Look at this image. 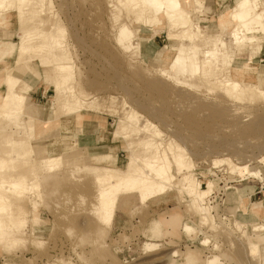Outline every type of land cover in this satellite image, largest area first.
<instances>
[{"label":"rangeland","instance_id":"rangeland-1","mask_svg":"<svg viewBox=\"0 0 264 264\" xmlns=\"http://www.w3.org/2000/svg\"><path fill=\"white\" fill-rule=\"evenodd\" d=\"M50 1L53 22L66 30L62 49L67 50L58 52L67 51L62 55L66 58L55 61L46 53L35 54L32 61L25 57L27 67L18 73H14L22 36L18 13L3 8L9 13L6 24L0 26V104L8 83L15 85L20 77L17 91L27 103L57 108L38 118L37 137L54 130L61 133L33 148L25 118L0 122V148L11 150L6 142L12 139L22 143L20 150H28L12 164L11 174H25L30 184H37L28 195L30 200L19 202L15 221L0 231L1 238L20 241L8 252L0 247V264H189L195 258L196 264H205L215 256L223 264H264V242L258 243L261 255L255 257L248 244L249 237L256 240L262 232L257 228L264 227V162L258 158L264 157V129L255 125L264 119V99L250 102L248 97H226L223 87L204 83L200 74L174 80L170 63L183 41L169 38L179 30L172 31L164 19L159 26L139 23L117 0ZM182 1L188 10L194 8L193 0ZM200 1L205 2L202 13L192 15L203 33L194 42L198 58L203 61L201 53L215 49L217 42L233 63L216 73L242 86L262 82L258 76L264 67V43L257 51L252 45H235L231 36L235 22L229 14L238 0ZM122 26L132 34V51L125 52L117 44ZM58 62H71V73H66L71 82L64 83L60 92L55 89L53 65ZM70 98L81 99L83 106L79 103L78 112L66 116L63 105ZM126 110L137 115L138 131L131 135L120 131L115 136L124 115L129 114ZM63 140L75 141L70 153L61 145ZM176 147L186 152L185 161L183 168L172 169L175 178L167 184L170 192L146 203L139 202V191L119 193L109 222L101 224L96 219L94 205L103 169L125 171L133 153L136 168L148 173L147 162L156 154L168 152L171 157ZM46 162L54 164L52 170ZM229 163L243 170L236 171ZM186 176L197 179L204 189L214 182L208 204L213 230L201 224L193 209L185 191ZM175 216V225L166 224ZM186 225L191 228L189 233ZM174 251L177 257L170 258Z\"/></svg>","mask_w":264,"mask_h":264},{"label":"bare ground","instance_id":"bare-ground-1","mask_svg":"<svg viewBox=\"0 0 264 264\" xmlns=\"http://www.w3.org/2000/svg\"><path fill=\"white\" fill-rule=\"evenodd\" d=\"M117 1L121 3L122 4L121 6H123L124 9L127 10L129 13H134L136 21L139 23L144 22L146 25L149 26H159L162 24L164 19L167 21L169 28L172 31L179 30L177 31V34L171 32L168 35L169 38L172 40L175 38H180L183 41L180 47L178 49H175L177 51V54L175 55L174 60L170 63L169 72H173V74L170 73V75H173L172 78L174 80L180 76H182V78L183 77L194 78L198 74H200V76L198 75L199 79L204 83L211 84L212 82H214V85L216 86L220 85L221 87H223L224 95L226 97L235 100H241V99L244 100L243 98L248 97L250 102L251 100L252 101H256L257 99L259 100V98L264 99V67L258 76V78H260L262 82L256 85L246 84L242 86L237 81H233V82L231 81L232 83H230L228 80L226 81L224 75L218 74L219 71L217 70L220 67L230 68L232 66L233 59L229 54L225 55V52L217 47L218 46L217 42L214 45L215 49H208L204 53L203 52L201 53L203 54L204 57L203 61H201L198 58L199 49L194 46V42L203 38V33L200 32L201 30L200 27L194 24L192 15L193 14L200 15V13H202L204 9L203 6L205 2H202L200 0H193L194 8L192 10H188L184 6V2L182 0H117ZM52 6H53L52 1L50 0H0V26H4L7 22V17L5 16L9 12L3 11V8L7 7L8 11L9 10L16 11L18 13V19H19L18 21L22 33V36L20 37L19 43L17 45V53L19 54V56L17 57L14 73H18L22 69L23 70L26 69L27 67L26 59L28 58L25 57H29L28 60L32 61L37 56L35 54L38 53H46L48 55L50 54L51 56L50 58L54 60L55 59L60 60L59 58L63 60L66 58L65 57L62 59L64 55H67L68 53L67 51L66 54H62L63 56L58 53V52L63 53L65 50H67V49L64 50L62 49L64 45L63 44L64 42H62L64 40L62 36L66 30L61 25H58L56 22L55 23L53 22L54 16L51 15L53 14ZM229 18L233 22H235V25L231 31L232 32L231 36L234 39V44L237 46H241L245 44L252 45L254 48H256L257 51H260L262 47L261 45L262 43H264V0H238L235 9L232 10V12L229 14ZM195 30H197V33L199 34L195 33ZM116 41L117 44L120 45L125 52L134 50L132 34L125 26H122L120 28L116 36ZM184 42H188V43H184ZM65 47L67 46L65 45ZM61 50H63V52ZM70 60H72L71 57ZM67 61H69V59ZM222 61L225 62L224 66L220 65ZM53 65H55L54 67L55 84H56L55 89L60 92L63 85L67 83L69 84L71 82V81L67 82L68 80H70L71 77L69 78L70 75L69 76L66 75V73H68L69 70L71 73V69L69 65L67 66L66 64H62V62L61 63L58 62ZM216 71L218 73H216ZM162 72L164 73V75L165 73L167 74L166 71H162ZM73 78L74 77H72V79ZM11 82L10 84L8 83V86L5 89V93L1 98L0 122H3V120L17 121L21 118H25L27 121L30 137L33 140L32 142L33 148H35L37 143L39 142L41 143V141L49 140L53 137L59 136L61 131H59L58 129H57L58 131L54 130V132H52L51 134L47 133L40 137H37L36 134L38 128L37 122L41 121L38 118H42V116H44L48 112V110L56 111L57 110L56 106L53 107L51 105V107L48 109V107L45 105H41V104L35 105L32 103H27V98L17 91L19 85L22 83L21 78L19 77V80L17 82L15 80L16 82V84L14 83L15 85H13V83L11 85ZM74 88L75 87H73L72 89ZM74 90L73 92L76 93L77 90L75 91ZM77 95L81 97L79 94ZM71 98H75V97H71ZM71 98L69 99L70 101H68L67 103L65 102V104L63 105V111L66 116H71L73 114H76L80 109L79 107L82 105L81 103L83 102L81 101V99H80L81 102L80 103L78 99L71 100ZM79 103L81 105H79ZM126 112L128 111L126 110ZM128 113L129 114H126L127 117L126 115H124L125 118L123 117L121 124L117 128L115 136L119 135L120 131L125 132L126 135H131V133H135L136 131H138L135 130L136 129L135 127L138 122L137 121L138 118L136 119L137 115L135 116L134 113L130 114V111ZM47 123H52V122L50 121ZM255 125H257L258 128L261 127L260 130H263L264 119L260 118V120ZM150 132L151 131H149V133ZM149 133L147 135H149ZM74 142L75 141L72 142L69 140H63L61 145H63L64 149L69 152L70 150H73L75 148L76 144ZM148 142L149 141H147V143ZM21 144L22 143L20 141H15L10 139L6 142V145L10 147L11 150H5V149L2 150V148H0V231H2V229L6 227L7 222H12V220L15 221L14 218L20 212L19 206L21 205H19V202H21L24 199L30 200L28 195H31L35 191V186H37V184L36 185L30 184L28 182L29 177H27L25 174H18V175L11 174L12 164L20 157L26 156L28 152V150L27 151L20 150ZM161 144H160V148H161ZM150 146L151 148L145 147L146 151L147 148L152 149L153 151L152 145ZM154 149H156L157 152V146L156 148L154 146ZM177 150H176L177 152L173 150L175 153L172 154L171 157L170 156L168 157L167 155L168 152L166 153L164 151L163 152L166 153L165 155L162 154L161 156L157 157L156 154V157H154V160L156 159V161L153 160L152 162L150 161V163L147 162L149 168L148 173H145V171L144 173H142L143 171L139 172V169H137L135 166L137 159H135L134 157L136 155L133 156V153L130 157L131 158L130 162L128 163L125 171L118 172L119 170L113 171V170L103 169V171L105 170L104 172H100V174L98 173L99 181L98 180L97 181L98 184L100 182L102 186L99 187V190H97L98 192L96 193L97 203L96 205H94V207H96L95 209V213L97 216L96 219L101 224H106L109 222L111 218L113 206L117 200V196L119 195V193L122 192L127 193L128 191H139L141 193V197L139 196L140 197L139 202L141 201L145 203L154 196L156 195L158 196V194L168 193V191L171 189V185L169 187V185L167 184L169 183L171 184V180L175 178V176L172 173V169L174 167H178L179 169L184 165V161H185L184 153L186 152L185 151L183 152L182 151L183 149L181 150L179 148ZM46 156L44 157L48 159L49 155L48 157ZM52 157L55 158L56 156L55 157L52 156ZM147 157L150 158V156ZM42 158H40L41 161ZM258 158L260 160V163L264 162V157L261 156ZM47 159L45 160L47 161ZM55 160L57 161V159ZM229 160H226V163L227 161L229 162ZM146 161L149 160L147 159ZM217 163L215 162V164ZM47 164L49 165V167H51L50 170H52L54 164L52 165L51 163L50 165V163L46 162L45 166H47ZM55 165L58 164L56 163ZM230 165H232L233 169L236 171L243 170L240 169L241 166L238 167L239 164L236 165L234 163H231ZM188 170L190 171V169H187V171ZM182 172L184 173V171ZM261 174L262 173L260 172L257 173V175L259 176H261ZM31 176L33 177L32 173ZM183 181H184L185 191L193 201V209L198 214L201 224L205 227L206 226L210 228L214 227L215 226L213 223L214 218L211 215L210 207L208 206L209 198L211 197V194L215 188L214 182H210L207 188L204 189L200 184V182H198L197 179L193 178L192 176H186L183 179ZM33 209L34 210L36 209V205L33 206ZM263 211H264V207H263ZM35 222L38 223L37 221ZM176 223H177L176 216L172 217L171 220L166 221V224L172 226L175 225ZM190 230L191 228L189 227V225L188 226L186 225L185 231L189 233ZM261 230L262 232L264 231L263 226L257 228L256 231H261ZM102 231H103L102 229L99 230V232ZM262 232H260L257 235L256 240H253V238L251 239L250 237L248 238L249 241L248 244L251 248L250 253L254 257L260 254V247L258 246V243L264 242V234ZM246 233L247 232H245L244 234ZM18 243H20V241L17 239L0 237V247H4L5 249H7L4 250L5 252L6 251L8 252L10 249L15 248L18 245ZM204 243H207V240H204L203 244ZM149 248L156 249V246H152ZM175 256L177 257V253L174 251V253L171 254L170 258H173ZM62 262L64 264H71L70 262H66V263L64 261ZM188 263L196 264L197 259L196 258L193 260L190 259ZM205 264H223V263H221L220 257L215 256L210 260H206Z\"/></svg>","mask_w":264,"mask_h":264},{"label":"crops","instance_id":"crops-1","mask_svg":"<svg viewBox=\"0 0 264 264\" xmlns=\"http://www.w3.org/2000/svg\"><path fill=\"white\" fill-rule=\"evenodd\" d=\"M20 86V85H19ZM18 89H19V87H18Z\"/></svg>","mask_w":264,"mask_h":264}]
</instances>
